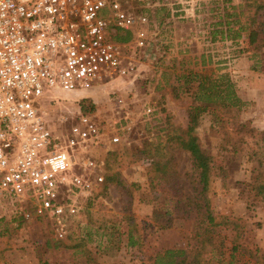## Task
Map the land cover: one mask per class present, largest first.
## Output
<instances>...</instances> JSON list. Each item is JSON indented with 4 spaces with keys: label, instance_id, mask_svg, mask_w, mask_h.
Returning <instances> with one entry per match:
<instances>
[{
    "label": "rangeland",
    "instance_id": "rangeland-1",
    "mask_svg": "<svg viewBox=\"0 0 264 264\" xmlns=\"http://www.w3.org/2000/svg\"><path fill=\"white\" fill-rule=\"evenodd\" d=\"M125 1L124 5L131 11L145 12L153 20L147 30L149 44L145 53L148 56L142 59L132 83L135 94L130 100L135 124L118 143L92 149L91 155L103 158L102 181L90 196L81 199L82 208L68 230L69 238L56 239L46 219L25 220L15 211L14 204L0 197V264H85L83 254L88 256L86 264L93 260L97 264H149L156 252L182 246L187 241L194 242L189 237L196 230L193 216L175 219L170 228H153L150 213L155 202L162 199L165 185H161L157 177L152 178L154 174L143 160L129 162L131 144L139 146L145 137H152L151 132L156 128L186 127L192 97L188 86L177 87L181 72L200 69L206 73H227L237 95L246 102L239 120L248 121L256 130H264V49L255 56L243 37L230 40L220 38V31L214 36L208 33L213 28L224 30V26L213 24L222 18L218 16L227 0H192L190 4L185 3L186 0H163L166 5L156 12L143 1ZM191 6L192 11L184 12ZM166 11L168 15H164ZM259 19L264 24V11ZM123 83L117 78L112 86L102 91L100 88L84 93L52 90L50 93L56 98L41 100L40 115L51 130L59 132L76 120L80 112L78 102L90 100L93 105L90 113L99 120L109 119L116 116V107L106 92L120 90ZM150 88L149 101L154 111L150 120L142 121L140 104L146 100ZM155 118L156 128L152 126ZM224 125L231 132L233 128L229 124L203 112L197 115L193 129L200 146L211 154L210 206L217 215L241 220L240 242L245 246H258L254 239L259 231L254 222L264 218L263 208L257 204L245 208V184L250 176L248 166H251L245 154L249 145L241 144L238 152L227 154L220 148V128ZM169 169L181 178L183 190L191 192L194 173L189 168L185 151L173 150ZM116 173L118 177L111 180V174L115 176ZM150 178L154 184L149 183ZM127 227L133 228L138 237L135 246L125 244ZM219 234L224 236L222 246L219 247L221 235H216L212 245L206 246V257L215 264H225L226 249L230 246L229 227L221 228ZM244 259V255L232 258L236 264Z\"/></svg>",
    "mask_w": 264,
    "mask_h": 264
},
{
    "label": "built area",
    "instance_id": "built-area-1",
    "mask_svg": "<svg viewBox=\"0 0 264 264\" xmlns=\"http://www.w3.org/2000/svg\"><path fill=\"white\" fill-rule=\"evenodd\" d=\"M140 1L152 12L166 5ZM125 2L0 0V197L25 220L46 219L56 239L65 238L81 199L102 181L103 158L91 155L92 149L118 143L135 124L132 83L148 56L153 20ZM116 32L129 38L117 41ZM117 78L122 88L106 92L116 116L99 120L78 112L56 132L40 115L41 100L56 98L52 90L102 91ZM148 90L142 121L154 111Z\"/></svg>",
    "mask_w": 264,
    "mask_h": 264
},
{
    "label": "trees",
    "instance_id": "trees-1",
    "mask_svg": "<svg viewBox=\"0 0 264 264\" xmlns=\"http://www.w3.org/2000/svg\"><path fill=\"white\" fill-rule=\"evenodd\" d=\"M161 6L158 10L163 9ZM156 10V11H158ZM221 19L213 25L224 26V30H209V35L222 34L220 38L234 40L240 37L245 39V44L252 54L258 56L264 49V24L259 19L264 11V0H237L236 4L225 1L222 7ZM155 11V12H156ZM166 11L164 15H167ZM235 27V28H234ZM129 33L120 35L116 32L114 39L117 41L127 40ZM202 62V54L199 55ZM259 60L257 59V62ZM254 67V66H253ZM180 82V83H179ZM188 86L191 93V105L187 111V125L183 128H161L156 118L152 126L156 128L151 132V138L145 137L138 145L131 144V160H143L147 163L149 172L157 177V181L165 187L162 188V199L155 202L150 213L152 226L155 230L170 228L175 219H184L193 216L196 230L189 235L194 242H185L182 246L165 248L153 255L149 264H215L206 257V246L212 245L213 239L219 234L221 228L229 227L230 246L228 259L225 264H236L232 258L234 255H244L246 259L241 264H264V248L258 246H245L240 242L239 235L243 226L238 218H229L226 215H217L212 212L208 195V183L212 176L209 164L211 154L202 148L193 129L197 123V115L209 112L216 120L220 119L233 129L231 132L227 126L220 128V148L227 154H235L240 150L241 144L247 146L246 161L251 166L250 176L245 184L247 195L245 208L253 204L263 208L264 215V130H256L248 121H240L239 114L246 105L236 93L234 84L227 73H206L203 70H187L181 72L177 79V87ZM93 105L90 100L78 102V109L82 113H90ZM247 139H251L248 143ZM173 150L185 151L188 155V165L194 173V185L191 192H185L181 184V178L174 170L169 169ZM117 173H119L117 171ZM111 174V180L118 177ZM152 178L149 183L154 184ZM119 183L121 179L119 178ZM158 183V182H157ZM159 184V185H160ZM262 221H255L254 227L259 228ZM130 225V224H129ZM135 224L131 223V227ZM133 228L125 230V244L135 246L138 237ZM69 233V232H68ZM68 233L65 238H69ZM64 238V239H65ZM224 236H220L219 247L222 246ZM61 240V239H58ZM64 246L62 244H59ZM221 253V252H220ZM86 260L87 255L83 254ZM94 257V254L92 255ZM90 259V258H89ZM92 260V258H91ZM93 260L91 264H97ZM85 263V264H86Z\"/></svg>",
    "mask_w": 264,
    "mask_h": 264
},
{
    "label": "crops",
    "instance_id": "crops-1",
    "mask_svg": "<svg viewBox=\"0 0 264 264\" xmlns=\"http://www.w3.org/2000/svg\"><path fill=\"white\" fill-rule=\"evenodd\" d=\"M169 17H172V14H171V16L169 15L166 18L169 19ZM257 231H259V234H257V236L255 237L254 241L258 245V247L261 248V246H262V248H264V237H263V234H262V233H264V223H261L260 227L257 228Z\"/></svg>",
    "mask_w": 264,
    "mask_h": 264
}]
</instances>
